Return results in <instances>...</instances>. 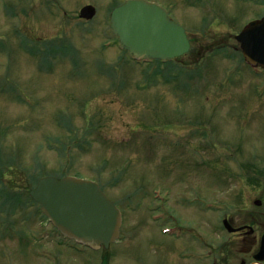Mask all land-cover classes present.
Here are the masks:
<instances>
[{"label": "rangeland", "instance_id": "obj_1", "mask_svg": "<svg viewBox=\"0 0 264 264\" xmlns=\"http://www.w3.org/2000/svg\"><path fill=\"white\" fill-rule=\"evenodd\" d=\"M123 1L0 0V264L25 262L32 241L47 246L40 230L57 236L26 197L36 176L95 180L132 237L131 264H155L174 256L159 227L216 240L205 231L218 224L212 200L228 192L222 171L244 177L264 149V94L254 91L264 77L242 69L234 40L264 15V0H149L202 55L168 65L102 48L114 39L110 11ZM86 4L96 9L89 23L78 17Z\"/></svg>", "mask_w": 264, "mask_h": 264}, {"label": "water", "instance_id": "obj_2", "mask_svg": "<svg viewBox=\"0 0 264 264\" xmlns=\"http://www.w3.org/2000/svg\"><path fill=\"white\" fill-rule=\"evenodd\" d=\"M94 14V7L87 5L79 17L91 19ZM110 27L121 47L136 57L170 59L189 49L184 28L154 3L127 0L112 10ZM235 38L245 60L264 67V18L247 24ZM29 194L69 237L96 247L107 246L118 234L119 212L94 182L46 176Z\"/></svg>", "mask_w": 264, "mask_h": 264}, {"label": "flooded vegetation", "instance_id": "obj_3", "mask_svg": "<svg viewBox=\"0 0 264 264\" xmlns=\"http://www.w3.org/2000/svg\"><path fill=\"white\" fill-rule=\"evenodd\" d=\"M248 160L252 166L246 170L244 177L232 172L229 178L233 201L221 211V219L227 224H206L205 232H210L216 240H174L171 263L264 264V150L261 156ZM235 178L240 181H235ZM48 240L51 246L43 254L44 258L40 253L33 252L27 254L22 264H33V261L38 264H131L128 242H119L120 245L115 248L110 245L108 249L89 252L68 247L66 243L71 240L59 237ZM125 240L130 241L131 238ZM17 260L20 262L19 258ZM153 263L169 264L160 259Z\"/></svg>", "mask_w": 264, "mask_h": 264}, {"label": "trees", "instance_id": "obj_4", "mask_svg": "<svg viewBox=\"0 0 264 264\" xmlns=\"http://www.w3.org/2000/svg\"><path fill=\"white\" fill-rule=\"evenodd\" d=\"M61 52H63V50H61ZM58 56V55H57Z\"/></svg>", "mask_w": 264, "mask_h": 264}]
</instances>
